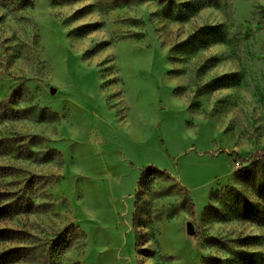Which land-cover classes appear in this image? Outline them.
I'll list each match as a JSON object with an SVG mask.
<instances>
[{"label": "rangeland", "instance_id": "rangeland-1", "mask_svg": "<svg viewBox=\"0 0 264 264\" xmlns=\"http://www.w3.org/2000/svg\"><path fill=\"white\" fill-rule=\"evenodd\" d=\"M0 264H264V0H0Z\"/></svg>", "mask_w": 264, "mask_h": 264}, {"label": "trees", "instance_id": "trees-1", "mask_svg": "<svg viewBox=\"0 0 264 264\" xmlns=\"http://www.w3.org/2000/svg\"><path fill=\"white\" fill-rule=\"evenodd\" d=\"M248 160V158H246V159H243V161H247Z\"/></svg>", "mask_w": 264, "mask_h": 264}]
</instances>
